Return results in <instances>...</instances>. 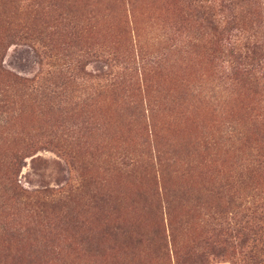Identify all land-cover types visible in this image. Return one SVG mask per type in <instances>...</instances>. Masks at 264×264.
I'll return each mask as SVG.
<instances>
[{
    "label": "rangeland",
    "instance_id": "1",
    "mask_svg": "<svg viewBox=\"0 0 264 264\" xmlns=\"http://www.w3.org/2000/svg\"><path fill=\"white\" fill-rule=\"evenodd\" d=\"M180 20L178 0H0V63L38 78L27 95L0 78V264H264V221L219 223L218 189L238 167L240 222L264 214L250 150L264 110L227 102ZM99 45L117 55L109 73L87 55Z\"/></svg>",
    "mask_w": 264,
    "mask_h": 264
},
{
    "label": "trees",
    "instance_id": "2",
    "mask_svg": "<svg viewBox=\"0 0 264 264\" xmlns=\"http://www.w3.org/2000/svg\"><path fill=\"white\" fill-rule=\"evenodd\" d=\"M178 1H180V21L193 20L194 29L200 36V45L205 52V59L214 65L215 76L219 82L218 89L226 92L224 96L228 97L227 102H231L236 97L239 101L244 100L245 97L240 94H246L247 97L251 95L252 98H248V107L254 110V105H262L264 110V0ZM7 23L10 28L16 26L11 20H7ZM174 26L177 27L176 24ZM17 36L28 40L32 46L33 44L36 45V43L41 44L39 53L44 58H52L54 56L48 44H45L40 38V32L37 29L23 24L17 30ZM87 55H90L96 61H103L106 66L105 73H109L111 66L114 65L112 63L117 61L115 51L108 50L101 45L88 49ZM65 68L68 71L70 66ZM0 78L6 83H11V86H17L22 95L30 94L37 89L38 78L36 76L23 77L13 74L4 69L1 63ZM113 79L114 76L107 80L109 83H106L110 84L114 81ZM106 83L103 85H108ZM5 92L6 90L1 89L0 103L6 105L9 103V98ZM252 102L254 103L253 105ZM180 105L183 108V105ZM188 106L186 105V108ZM182 108L179 111L184 114L185 110ZM257 110L259 109L256 107L254 120H259L262 123L260 125L264 127V118L259 117L264 112L262 110L257 112ZM185 125L187 126V122ZM256 130V133H261L264 128ZM262 138H264V134L258 136L259 144L250 149L256 156L251 168L252 172L255 170H259L258 172L260 173L264 172V139L262 141ZM260 141H262V144ZM20 162V157L14 156V160L11 163L14 174L21 166ZM237 168L231 172L230 180L218 185V189L225 188L231 194L229 210L227 211L229 214L225 213L223 220H220L219 223H257L258 221H264V214L260 213L257 217L256 211L249 207L247 208V213L243 214L244 222H240V204L238 202L239 175ZM189 185H191V181ZM61 190L62 187L58 189V191ZM212 190H214V183H210L203 189L205 192H211ZM185 192L187 193V191ZM168 223H171L170 219ZM119 229H122V227L119 226ZM121 232L126 233L128 231L123 230Z\"/></svg>",
    "mask_w": 264,
    "mask_h": 264
}]
</instances>
